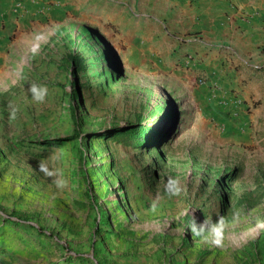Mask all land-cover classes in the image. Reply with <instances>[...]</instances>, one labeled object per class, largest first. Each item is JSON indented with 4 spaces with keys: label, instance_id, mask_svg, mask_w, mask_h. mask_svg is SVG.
I'll list each match as a JSON object with an SVG mask.
<instances>
[{
    "label": "rangeland",
    "instance_id": "1",
    "mask_svg": "<svg viewBox=\"0 0 264 264\" xmlns=\"http://www.w3.org/2000/svg\"><path fill=\"white\" fill-rule=\"evenodd\" d=\"M47 24L0 55V264H264V39L237 63V100L215 104L198 76H176V48L140 54L117 24L58 11ZM136 125L159 145L113 138ZM192 210L225 218L220 245L191 234Z\"/></svg>",
    "mask_w": 264,
    "mask_h": 264
},
{
    "label": "crops",
    "instance_id": "2",
    "mask_svg": "<svg viewBox=\"0 0 264 264\" xmlns=\"http://www.w3.org/2000/svg\"><path fill=\"white\" fill-rule=\"evenodd\" d=\"M16 1L0 0V55L26 41L27 31L47 27L55 11L84 25L117 24L127 39L138 41L131 47L140 54L176 48L184 55L172 64L176 76L182 81L202 72L206 82L198 92L215 104L237 100L229 91L237 85V63L264 39V0H20L19 13L13 11Z\"/></svg>",
    "mask_w": 264,
    "mask_h": 264
},
{
    "label": "clouds",
    "instance_id": "3",
    "mask_svg": "<svg viewBox=\"0 0 264 264\" xmlns=\"http://www.w3.org/2000/svg\"><path fill=\"white\" fill-rule=\"evenodd\" d=\"M27 91L36 103L41 104L44 103L48 94L47 87L37 83L29 84ZM9 107V118L15 119L17 109L12 107L11 105ZM37 168L41 173L44 174L45 177H47L51 181V183L56 186L57 189L62 191L68 187V180L65 178L61 169L50 167L49 164L44 160L38 161ZM167 184L176 186L175 191H172L170 193L171 195H179L181 189L179 187V180L177 178L169 177ZM156 207L157 202L154 201L152 204V210L155 211ZM194 211L195 210H192V219L188 228L190 229L191 234L193 236H199L214 245H220L223 240L225 228L227 227L225 218L218 215L217 220L214 222L211 216H206L202 222H198L195 218Z\"/></svg>",
    "mask_w": 264,
    "mask_h": 264
},
{
    "label": "trees",
    "instance_id": "4",
    "mask_svg": "<svg viewBox=\"0 0 264 264\" xmlns=\"http://www.w3.org/2000/svg\"><path fill=\"white\" fill-rule=\"evenodd\" d=\"M68 62L75 70H80L85 68L84 59L80 54H71L67 57ZM114 139L127 138L129 141L138 143L145 147H156L161 141V136L154 130H147L146 127H140L139 125L132 127H124L116 135L113 136Z\"/></svg>",
    "mask_w": 264,
    "mask_h": 264
},
{
    "label": "built area",
    "instance_id": "5",
    "mask_svg": "<svg viewBox=\"0 0 264 264\" xmlns=\"http://www.w3.org/2000/svg\"><path fill=\"white\" fill-rule=\"evenodd\" d=\"M13 11L16 12V13H19V12L22 11V3H21L20 0H19V1H16V2L14 3ZM190 59H191V58L188 56V60H187V61L189 62ZM196 76H198V81H199L200 84H205L206 79L204 78L202 72L199 73V74L196 75ZM194 80H196V79L194 78Z\"/></svg>",
    "mask_w": 264,
    "mask_h": 264
},
{
    "label": "water",
    "instance_id": "6",
    "mask_svg": "<svg viewBox=\"0 0 264 264\" xmlns=\"http://www.w3.org/2000/svg\"><path fill=\"white\" fill-rule=\"evenodd\" d=\"M119 74H121L123 72V69H122V65L121 63H119ZM178 113V111H176V114Z\"/></svg>",
    "mask_w": 264,
    "mask_h": 264
}]
</instances>
